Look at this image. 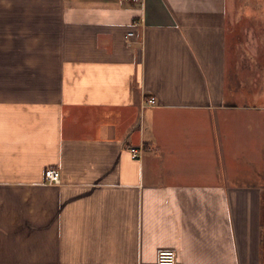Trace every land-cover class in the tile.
<instances>
[{"label": "crops", "instance_id": "obj_1", "mask_svg": "<svg viewBox=\"0 0 264 264\" xmlns=\"http://www.w3.org/2000/svg\"><path fill=\"white\" fill-rule=\"evenodd\" d=\"M242 3L0 0V264H264V0Z\"/></svg>", "mask_w": 264, "mask_h": 264}, {"label": "built area", "instance_id": "obj_2", "mask_svg": "<svg viewBox=\"0 0 264 264\" xmlns=\"http://www.w3.org/2000/svg\"><path fill=\"white\" fill-rule=\"evenodd\" d=\"M133 2H138L141 0H130ZM133 32L129 31L127 33V36L132 35ZM149 104H154L156 102L155 98L153 96H150L146 100ZM129 151L131 152L132 157H140L142 152V146H129ZM44 175L46 177V182L48 183H55L59 181V173L58 170L55 168H46L44 170ZM157 264H176V254L174 250L171 249H162L159 250L157 254Z\"/></svg>", "mask_w": 264, "mask_h": 264}, {"label": "rangeland", "instance_id": "obj_3", "mask_svg": "<svg viewBox=\"0 0 264 264\" xmlns=\"http://www.w3.org/2000/svg\"><path fill=\"white\" fill-rule=\"evenodd\" d=\"M238 1L241 2V6H242V7H245V6L247 7L248 4H244V3H242L243 0H236V2H238ZM246 1H248V0H246ZM245 3H247V2H245ZM236 5L238 6L239 4L236 3ZM239 10H240L239 7H236V8L234 7V8L232 9L233 12H235V11H239ZM230 22H232L231 19H230ZM229 37L232 39L233 35L231 34ZM243 38H244V37L241 36V40H242V41H243ZM228 71H229V70H228ZM230 74H231V70H230ZM229 85H230V86L232 85V81H230Z\"/></svg>", "mask_w": 264, "mask_h": 264}]
</instances>
